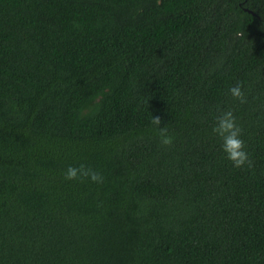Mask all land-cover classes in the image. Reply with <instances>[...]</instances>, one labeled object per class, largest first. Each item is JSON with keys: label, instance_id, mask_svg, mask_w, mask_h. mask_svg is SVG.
Returning <instances> with one entry per match:
<instances>
[{"label": "trees", "instance_id": "16d2710c", "mask_svg": "<svg viewBox=\"0 0 264 264\" xmlns=\"http://www.w3.org/2000/svg\"><path fill=\"white\" fill-rule=\"evenodd\" d=\"M0 264H264V0H0Z\"/></svg>", "mask_w": 264, "mask_h": 264}, {"label": "clouds", "instance_id": "9594fccd", "mask_svg": "<svg viewBox=\"0 0 264 264\" xmlns=\"http://www.w3.org/2000/svg\"><path fill=\"white\" fill-rule=\"evenodd\" d=\"M230 96L241 103L245 102V94L240 83L228 89ZM152 123L159 127V143L162 146H169L173 143L174 137L168 134L166 127L160 126V117L154 116ZM212 132L221 140L220 148L227 160L231 161L234 168L250 166L249 153L245 149V141L241 136V128L232 108H226L214 117ZM65 180L73 181L87 179L91 182L101 183V173L83 163L69 164L63 171Z\"/></svg>", "mask_w": 264, "mask_h": 264}]
</instances>
